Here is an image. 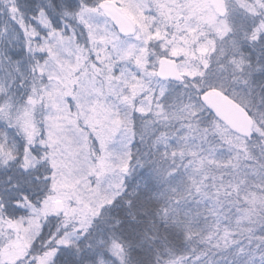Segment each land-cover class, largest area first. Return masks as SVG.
<instances>
[{"label":"rangeland","instance_id":"obj_1","mask_svg":"<svg viewBox=\"0 0 264 264\" xmlns=\"http://www.w3.org/2000/svg\"><path fill=\"white\" fill-rule=\"evenodd\" d=\"M81 1L79 11L64 14L76 18L73 27L65 22L44 38L26 30L34 60L44 64L23 99L10 94L0 100L7 131L1 129L10 135L0 136V166L27 183L34 177L42 191L30 202L17 190L10 207L0 199V264H48L58 248L87 232L134 170L135 116L156 131L153 149L211 201L223 238L238 240L239 229L246 241L264 222V170L248 144H264V118L250 115L251 135L240 136L208 118L200 95L184 94L188 80L202 83L210 70L214 42L231 30L229 12L264 11V0H226V16L210 0H113L135 24L124 36L100 9L102 0ZM33 22L48 24L41 15ZM163 57L175 59L185 84L157 77ZM121 248L112 241L118 260Z\"/></svg>","mask_w":264,"mask_h":264},{"label":"trees","instance_id":"obj_2","mask_svg":"<svg viewBox=\"0 0 264 264\" xmlns=\"http://www.w3.org/2000/svg\"><path fill=\"white\" fill-rule=\"evenodd\" d=\"M78 1L0 0V100L10 94L23 99L39 77L37 65L44 64L43 59L34 60V44L26 40V30L44 38L47 30L59 31L65 22L73 27L76 18L68 19L64 14L79 11ZM23 15L28 17L26 25ZM38 15L48 22L47 26L33 22ZM229 19L230 32L214 42L210 70L204 74L202 83L199 79L198 83L195 78L193 82L186 79L191 85L184 96L187 98L189 93L197 96L208 88H218L235 101L247 104L251 116L264 118V11L254 13L239 8L229 12ZM231 58L236 62L230 61ZM238 61L241 64L236 67ZM210 117L214 118L211 112ZM203 118L198 119L202 126L208 119ZM140 120L142 117H134L131 161L135 163L134 170L124 178L121 192L92 220L83 236L58 248L48 264H264V222L246 241L239 229L233 236L238 240H225L223 229L216 227L218 220L211 201L185 173L153 149L156 131L152 134L150 129H144ZM1 128L7 129L3 121L0 136L7 137L9 133ZM248 144L254 145V158L264 170V144L258 139ZM9 170L10 167L0 166L2 203L10 207L17 190L34 202L42 193L38 180L30 177L31 182L27 183L23 175H13ZM47 224L39 236L47 231ZM112 241L122 247V260L110 252Z\"/></svg>","mask_w":264,"mask_h":264},{"label":"water","instance_id":"obj_3","mask_svg":"<svg viewBox=\"0 0 264 264\" xmlns=\"http://www.w3.org/2000/svg\"><path fill=\"white\" fill-rule=\"evenodd\" d=\"M214 5L216 12L224 16L227 12L225 0H210ZM100 8L105 15L111 19L115 28L123 35L132 34L135 24L133 20L124 14L121 8L112 0H104L100 3ZM157 76L160 78L170 79L177 82H182L183 77L177 71L176 62L170 58L160 60ZM201 100L204 105L230 129L240 135L250 136L252 131V120L246 110L235 102L233 99L217 89H208L205 91ZM56 209L61 211L62 205L60 201L56 202Z\"/></svg>","mask_w":264,"mask_h":264}]
</instances>
